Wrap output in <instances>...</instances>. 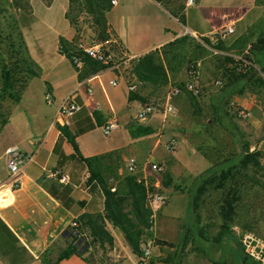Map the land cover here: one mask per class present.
Segmentation results:
<instances>
[{
	"label": "crops",
	"instance_id": "crops-1",
	"mask_svg": "<svg viewBox=\"0 0 264 264\" xmlns=\"http://www.w3.org/2000/svg\"><path fill=\"white\" fill-rule=\"evenodd\" d=\"M117 7L120 10L116 18H109L108 14ZM104 16L109 39L100 44L102 47L104 45V49L112 60V65L94 72L82 63L80 68L75 69L74 75L76 76L72 82L67 78L65 82L58 84L65 89L62 98L76 90L77 101L82 104L81 110L71 117L70 124L67 126L71 132H75L80 127H88L85 132L75 136L80 154L83 157L97 156L103 177L109 184H116L119 174L127 171L126 163L129 159L133 158L139 164L146 160L135 153L122 155L126 143L125 135L120 129L128 127V131L131 134L134 133L135 137H133L132 145L141 149L149 138L155 140V143L159 142L165 134L163 131L169 127L168 122H164L165 115L162 116L163 119L157 127L133 126L129 122V107L134 106L137 111L148 103L164 106L173 87L185 88L189 82L201 87L203 96L199 98L200 103L220 99L221 96L214 94L210 88L213 87L211 82L217 74H221L224 80L226 79L225 83L229 80L226 72L231 62L224 56L245 55L249 52L250 55L254 54L255 63L253 64L256 70L260 67L264 68V46L255 52L250 53L249 51L254 42L264 39V0H193L191 3L187 0H118L116 5H111L104 10ZM69 26V34L61 36L59 41L62 38L65 45L76 47L81 39L75 42L76 32L70 22ZM229 26L233 27L234 32L221 37L218 46L215 47L224 54H215L211 49L213 46L211 38ZM60 48L58 43V52L61 57H66ZM68 51L75 50L72 48ZM131 55H138L140 60L123 62L127 56ZM139 62L160 69L166 76V82L156 84L137 80L135 73L133 71L130 73V67ZM190 66L193 73L189 72ZM262 74L264 77V72ZM115 78L118 84L112 85L110 80ZM241 83L240 81L234 84L230 82V85L225 86L224 84L223 87L226 88V93L230 91L232 105L235 104L242 109V112H245L243 116L246 124L255 130L264 129L262 104L264 89L252 90L247 87L241 92L237 90L240 89ZM130 84L135 86L132 97L129 96L128 86ZM108 85L119 88L110 91L107 88ZM88 88L91 91H88ZM179 100L182 102L187 100V94H180ZM54 117L42 138L30 139L31 146L24 147L20 143L8 145L17 146L31 156V160L23 166V170L17 177L19 182L15 188L10 187L8 178L0 180V219L17 236L16 245L25 248L24 256L27 261L22 264H51L50 260L59 264L62 259L59 260V256H56L59 250L65 249L70 241L65 229L69 228L75 218L83 212L104 214V196L99 188H91L86 183L89 175L86 167L82 169L81 164L70 160L59 167L62 174L67 176L66 182L49 176L48 170L57 165V156L53 153V146L61 133L59 126L52 125ZM10 120L5 127L9 125ZM108 121H115L117 128L112 130L109 142L99 144L92 139L93 132L98 128L102 130V126ZM91 125L92 127L89 128ZM190 129L178 130V137H182L189 146L200 151L196 144L186 137L188 131L197 130V128L196 130ZM156 133L159 137L155 136ZM257 147L264 151V135L260 138ZM62 150L66 155L74 152L67 140L63 141ZM2 156L5 158L4 151L0 153V158ZM156 159L162 160V163H166L167 159V168L172 181V176L176 174L171 163L181 164L180 159H172L173 162L166 157ZM29 163L31 167L27 169ZM110 163L115 166L113 172H110ZM41 176L43 178L38 181ZM190 176L193 175L190 174ZM196 176L198 175L193 177ZM50 184L60 187L68 186V196L72 199L68 207L47 191L46 188ZM155 185L162 187L163 191L160 194L164 195L166 200L164 204L158 205L161 209L156 206L152 207V239L157 237L171 242L167 237L158 235L159 229L157 230L155 220L158 214L156 212L158 209L159 211L167 210L170 196L174 194L190 196V194L186 188L177 186L175 182L167 186L158 183ZM80 201L83 203L81 204ZM188 210L189 199L185 200L184 220H187ZM105 222L114 238L111 249L112 264H122L126 251L131 252L134 260L136 258L137 261V255L126 242L122 232L107 219ZM168 224L174 226L173 223ZM175 227L178 228L181 237L184 236L186 223L178 221ZM152 239L147 240L152 241ZM6 251L4 247H0V264H12L11 257ZM73 259L84 261L75 254L67 257L66 261H71V264L79 263L74 262Z\"/></svg>",
	"mask_w": 264,
	"mask_h": 264
},
{
	"label": "rangeland",
	"instance_id": "rangeland-1",
	"mask_svg": "<svg viewBox=\"0 0 264 264\" xmlns=\"http://www.w3.org/2000/svg\"><path fill=\"white\" fill-rule=\"evenodd\" d=\"M79 1L82 2V0ZM119 10V7L112 9L108 17L114 18L118 15ZM65 11L74 21V25H72L74 30H79L75 42L80 39L91 44L104 42L101 41L95 15L83 7V3L80 6L79 3H71L70 5L69 0H0V153L8 145L20 143L24 147H29L31 146L30 139L42 138L52 117H54L56 108L67 96L62 98L65 89L58 83L65 82L67 78L72 82L76 76L74 74L77 67L71 64L66 57H61L58 52L59 38L67 36L70 30L69 21L65 18ZM22 40V52L31 59L37 76L28 75L19 60L20 55L17 53V48ZM62 46L66 51L72 48L77 51L78 48L73 45H65L64 42H62ZM102 48H105L104 45ZM104 51L107 54L105 49ZM107 56L109 57L108 54ZM138 66L137 63L133 67L131 66L130 73L133 71L136 75ZM3 67H6L12 75L7 86L1 76ZM86 67L89 70L93 69L90 65ZM258 70L255 68L256 72ZM143 71L152 73L146 68H143ZM260 75L263 76L262 73ZM217 80H220L221 83H217ZM212 81L213 87L210 90L221 97L211 102L200 103L199 98L203 96V92L199 85L193 83L198 87L199 94L187 93V100L183 102L179 100V95L173 98L172 103L175 104V111L171 114L154 112L143 120H137L134 117L137 112L135 107H129V122L133 126L157 127L163 119V115L166 119L164 122L167 121L169 124V127L163 131L165 134L161 135L159 142L155 143V140L149 138V141L141 149L132 145L134 133L131 134L128 127L120 129L125 135L124 141L126 143L122 155L135 153L138 157L146 159L140 163L141 167L132 174L143 179L145 184L150 187L152 196L162 193V187H157L155 184L163 185L165 173L167 172L170 177L171 174L167 168V159L165 160L166 163H163L165 166L163 172H155L150 170L148 166L146 167L149 159V161L162 163V160L156 158L166 157L170 162L172 159L179 158L181 164L171 163L176 176L172 174V181L169 183L175 182L177 186L186 188L188 194L194 190V184L197 181L195 179L197 176H193L208 169L212 165V161L224 159L230 156L231 152L238 153L240 146L244 143L248 145L250 151L260 150L261 162L264 164V151L257 147L260 138L264 135V129H261L262 131L255 130L246 124L238 106L232 105L230 102V91L225 92L226 88L223 86L226 79L224 80L221 74L214 76ZM257 84L254 82L253 87L249 86L250 84L248 86L241 85L240 89L237 90L243 92L247 87H252V90L261 89L262 87ZM107 88L111 91L119 87L108 85ZM46 96L51 98V102L46 101ZM148 104L162 107L153 103ZM262 104L264 107V99ZM9 120V125L5 127ZM184 128L189 130H191L190 128L192 130L197 128L196 131H188L186 137L195 143L200 151L189 146L182 137H178L179 132L177 131ZM112 132L109 135H104L103 131L98 128L93 132L92 139L99 144L107 143L110 141ZM158 135L156 133L155 136ZM171 138L177 141L174 152L165 148V143ZM110 164L112 167L110 172H113L115 166L113 163ZM30 167L29 163L27 169ZM129 173L125 170V173L119 174L116 184H112L114 186L112 189L122 185V178ZM9 177L10 172L6 166L5 158L2 156L0 158V180L9 179ZM249 194L253 195L251 191ZM185 195L174 194L170 196L167 210L159 211L158 209L156 212L158 214L157 219H155L157 230L159 229L158 235L167 237L174 246L158 247L146 238L141 248L142 250L150 248L149 258L152 264H242L240 244L238 245V232L243 231L242 225L234 224L223 235L218 233L219 224L222 220L218 212L221 201L220 191L213 188L208 190L199 208L198 223H195L193 215L190 219L191 228L187 232L186 239L184 236L181 237L178 228L175 226L178 221H184L187 226V220H184L185 200L190 199V197ZM244 202L246 204L241 206L244 208L240 211H243L244 215L247 210L253 211L259 217L256 227L250 232L264 237V190H260L259 196H254V199L251 200L247 198ZM156 207L161 209V206ZM240 211L239 213H241ZM168 223H173L174 226ZM184 230L185 235L186 228ZM111 249L112 247L107 246L103 249L97 244H93L89 251L84 254L88 262L73 259L74 262H79L74 264H112ZM62 250H59L56 257L60 255ZM66 259L60 260L59 264H71V261H66ZM50 261L52 264H56L54 260ZM135 261L136 258L134 260L131 252L126 251L122 264H135ZM249 263L251 264V262Z\"/></svg>",
	"mask_w": 264,
	"mask_h": 264
},
{
	"label": "trees",
	"instance_id": "trees-1",
	"mask_svg": "<svg viewBox=\"0 0 264 264\" xmlns=\"http://www.w3.org/2000/svg\"><path fill=\"white\" fill-rule=\"evenodd\" d=\"M69 3L70 5L71 3H79L80 6L83 3V7L95 15L96 22L99 26L98 29L101 41L109 39L103 11L111 6L110 0H82L81 3L79 0H69ZM65 17L69 20L71 25H74L73 19L69 17L67 12L65 13ZM78 31V29H75L76 34H78ZM62 42L63 39L61 38L59 41L60 49L75 66L73 63V56L76 55V51H66L63 49ZM217 46L218 44L216 47ZM262 46H264V39H258L256 43L251 45L249 51L250 53L258 51ZM22 48L23 40L17 48V53L20 55L19 60L23 64V69L28 75L37 76L31 59L22 52ZM253 55H250L248 52L244 55V58L255 63ZM225 57L231 62V66L227 68L226 74L227 76L229 75L227 78L229 80L225 83V86L228 84L230 85V82L234 84L240 81L242 82L241 85L248 86L250 84L249 86L253 87L254 85L252 84L255 82V84L258 83L257 85L264 89V77L260 75V73L264 72L263 67H260L258 72H254L255 68L250 64L243 61H236L231 56H224V58ZM80 58L83 63L92 66V71L94 72L107 67L90 57L82 55ZM138 65L139 66L136 68L138 79L156 84L166 82V76L160 69L146 65L143 62H139ZM143 68L150 70L152 73L143 71ZM1 76L4 84L7 86L11 80V72L6 67H3ZM183 93L189 94L192 92L184 89ZM129 96H134V93L130 92ZM59 127L61 133L53 146V153L57 156V165L55 168L59 169V167L70 160L77 164H81L82 169L86 167L89 171L86 183L89 184L91 188H99L104 196V214L99 212H83L79 214L74 220L76 225H71L69 228L65 229L70 241L66 248L62 250L58 259L67 258L75 254L81 257L85 262H88L84 254L89 251L93 244H97L103 249L107 246L111 248L114 243V238L106 227V219L122 232L132 251L136 255H140L142 253L141 246L145 243L146 238L152 239L153 236V222H151L153 210L148 204V197L152 194L150 187L145 184L142 178H138L137 175L129 173L122 178V185H118L112 189L113 185L109 184L103 177L99 158L97 156L83 157L79 152L75 136L85 132L88 127H80L75 130V132H71L67 126ZM90 127H92V125L89 126V128ZM64 140H67L73 147L74 152L72 154L66 155L63 152L62 143ZM164 179L165 182L163 185L167 186L171 181V177L167 172L165 173ZM195 179L197 181H195L194 190L190 192L189 196L187 226L184 235L185 239L187 237V232H189L191 228L190 219L192 216L194 215L195 223L199 221V208L205 194L208 193L210 188L221 192L218 212L222 220L219 224V234L223 235L227 232L226 230L234 224L239 226L242 225L241 229L243 231L254 230L259 217H257L253 211L247 210L244 215L243 211L240 210L244 208L241 206H245L246 204L244 202L245 199H254V196H259L261 189L264 190V164L261 162L260 150L254 149L250 151L248 145L244 143L240 146L238 153L231 152L230 156L213 161L212 165L200 173ZM255 187L256 189L254 190ZM46 189L54 198L60 200L64 206L68 207L71 203L72 199L68 196V186L60 187L56 184H50ZM250 191L254 196L249 194ZM80 203L82 204L83 201H80ZM239 211L243 215L239 213ZM243 220L245 221L244 223ZM80 237L83 238V241L78 244L77 242ZM17 241V236L0 219V247H4L7 250L6 253L10 255L12 264H22L27 261V258L24 256L25 248L23 246H17ZM152 242L158 247L174 246L172 242L157 237L152 239ZM83 243H86L87 247L79 252V248ZM239 249L243 260L242 264H250L249 262H251V264H257L244 256L240 246ZM56 264L58 263L56 262Z\"/></svg>",
	"mask_w": 264,
	"mask_h": 264
},
{
	"label": "built area",
	"instance_id": "built-area-1",
	"mask_svg": "<svg viewBox=\"0 0 264 264\" xmlns=\"http://www.w3.org/2000/svg\"><path fill=\"white\" fill-rule=\"evenodd\" d=\"M188 3H191L193 0H187ZM118 3V0H110L111 5H116ZM234 32V29L232 26L225 27L223 31H221L218 34H215L211 38V43L213 46H211L212 51L215 54H224L221 52V50L218 48H215L216 45L219 42V39L221 37H225L228 34H232ZM77 51L76 55L73 56V63L77 68H80L82 65V61L80 56L84 55L87 57H90L105 66H111V60L107 56L106 52L102 48L101 44H91V43H85L83 40H81L77 45ZM214 47V48H212ZM80 53V54H79ZM236 61H243L247 64H250L254 68L256 66L244 58V55H232ZM138 55H131L127 56L123 62H128L130 60H138ZM115 67L117 66L114 65ZM113 67V66H112ZM192 67H190L189 72L193 73L191 70ZM217 83H221L220 80L216 81ZM110 83L112 85H117L118 81L117 79L110 80ZM129 91H134L135 86L133 84H130L128 86ZM187 90L192 92L193 94H198L199 89L196 85L193 83H187L185 88L180 87H173L171 92L168 94V100L167 103L162 106H154L152 104H145L142 108L138 109L135 118L137 120H143L147 116L151 115L154 112H161L162 114H171L175 111V105L172 103L173 97L180 95L183 93V90ZM88 91H91L90 88H88ZM46 101L51 102V98L49 96H46ZM82 108V104H80L77 101V93L76 90L68 94L62 101L59 103L56 114L54 117V120L52 122V125L57 126H68L71 121V117L79 112ZM240 113L244 114L245 112H242V109H240ZM117 128V123L115 121H108L102 126V130L104 135H109L110 132ZM177 145V141L174 138H171L169 141L165 143V148L170 151L174 152ZM4 156L6 161V166L10 172L9 177V184L11 188H15L16 184L19 182L18 175L21 172L23 166L27 161L31 160V156L24 153L22 150H20L16 146H8L4 150ZM146 167L152 171L155 172H162L165 169V166L163 163L160 162H154V161H148L145 165ZM140 164L133 158L129 159L126 163V169L128 172L133 173L138 168H140ZM48 174L50 177H56L61 182L67 181V176L65 174H62L61 171L57 168H52L48 170ZM148 197V204L152 208L154 206L162 205L164 204L166 197L162 194H155ZM151 222H153V214L151 215ZM72 226L76 225V222L73 221L71 223ZM238 241L240 244V247L242 249V252L244 256H246L248 259L256 262L257 264H264V237L250 231H239L238 232ZM150 248H145L142 250V253L140 255H137V261L136 264H152L150 258Z\"/></svg>",
	"mask_w": 264,
	"mask_h": 264
},
{
	"label": "water",
	"instance_id": "water-1",
	"mask_svg": "<svg viewBox=\"0 0 264 264\" xmlns=\"http://www.w3.org/2000/svg\"><path fill=\"white\" fill-rule=\"evenodd\" d=\"M42 178H43V176H41V177L38 179V181H40ZM82 241H83V238L80 237V238L78 239V242H77V243L79 244V243H81ZM85 247H87V244H86V243H83L82 246L79 248V252L83 251V249H84Z\"/></svg>",
	"mask_w": 264,
	"mask_h": 264
}]
</instances>
